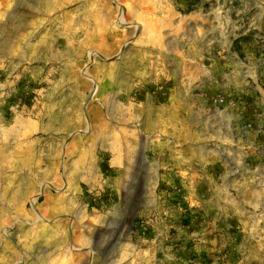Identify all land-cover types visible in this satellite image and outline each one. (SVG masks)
Instances as JSON below:
<instances>
[{"label":"rangeland","instance_id":"374dc122","mask_svg":"<svg viewBox=\"0 0 264 264\" xmlns=\"http://www.w3.org/2000/svg\"><path fill=\"white\" fill-rule=\"evenodd\" d=\"M125 87L138 98L182 90L190 119L189 133L161 135L186 161L178 175L160 181L150 172L126 184L128 220L161 223L164 236L179 224L186 238L190 225L209 224L221 211L228 220L222 241L245 259L257 254L264 0H0V264H44V255L60 254L68 255L64 264L80 255L99 264L86 252L97 226L110 222L98 211L115 195L107 167L96 164L99 129L70 104L98 101L111 88L117 103ZM61 100L69 107L62 129ZM29 107L35 127H1V116L8 125Z\"/></svg>","mask_w":264,"mask_h":264},{"label":"crops","instance_id":"0c3cea01","mask_svg":"<svg viewBox=\"0 0 264 264\" xmlns=\"http://www.w3.org/2000/svg\"><path fill=\"white\" fill-rule=\"evenodd\" d=\"M116 82L110 81L111 87H114ZM158 91H146L138 98L131 96L130 87L127 90L125 87V95L120 97L117 103H113L112 100L119 91L111 88L106 94L100 95L99 99H96L98 101L89 103L87 97L81 102L75 100L74 104H70V108L75 109L76 117L86 115L99 129V132H93V135L97 136L96 151L100 154L96 164L107 167L108 176L105 181H109V190L115 195V200L108 210L104 211L101 207L98 211L100 217L109 219L111 223L107 222L105 226L100 223L97 226L99 233L94 234L96 239L93 248L86 253L99 264H107L110 261H122L125 264H244L246 261H254L264 264V250H261L264 248V239L257 240V254L247 259L239 256L235 243L229 246L226 241H222L221 232L227 230L228 220L227 214L221 211L212 215L213 221L209 224L201 222L198 226L195 223L190 225L186 238L181 237L179 224H172L171 234L164 236V225L161 223H134L128 220V210L123 204L128 190L126 184L141 182L150 172L160 181L166 175H178L177 168L184 166L186 162L174 153V150H179L177 144H169L166 147L162 143L161 135H172L180 127L183 132H190V119L187 115L189 97L184 95L182 90L164 96ZM60 102L57 115L59 118L63 117V123L60 124L62 129L63 126H68L69 107L63 100ZM31 113L29 107L27 116L23 111L8 125L1 116V127L10 129L12 133H19L21 126H34L35 120ZM133 125H138L140 131L133 128L136 127ZM191 132H194V129ZM133 140L139 142L137 147L132 144ZM143 153L145 157L142 156ZM84 164L86 163H78L83 166ZM187 165L190 168L189 161ZM99 179L101 177L94 180L100 181ZM43 257L44 264H64L63 261L68 259L66 254ZM76 264L89 263L80 255L76 257Z\"/></svg>","mask_w":264,"mask_h":264}]
</instances>
